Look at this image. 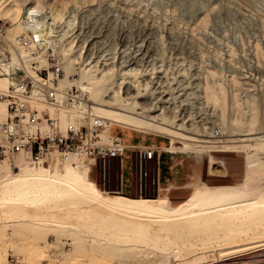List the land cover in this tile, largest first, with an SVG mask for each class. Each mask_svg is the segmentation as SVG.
<instances>
[{
    "label": "rangeland",
    "instance_id": "374dc122",
    "mask_svg": "<svg viewBox=\"0 0 264 264\" xmlns=\"http://www.w3.org/2000/svg\"><path fill=\"white\" fill-rule=\"evenodd\" d=\"M37 1L42 14L54 16L46 51L60 62L63 76H70L80 90L79 84L86 86L93 104L127 112V122L112 124L109 133L128 144L166 146L173 139L178 151L160 157V192L142 195L151 199L160 194L157 200L119 199L132 201L138 211L159 214L217 207L207 219L194 221H213L210 237L251 234L248 223L257 215L264 223V144L242 140L264 133V0H0V57L11 54V41L24 31L15 26L24 6ZM66 19L73 20L68 29ZM4 107L0 103V121ZM124 157L120 187L127 192L129 148ZM30 161L25 151L0 156V264H8L10 254L17 255V264H176L188 259L179 245L202 235L100 234L80 225L81 209L72 221L80 223L73 226L57 225L47 210L30 214L33 205L63 209L55 204L72 190L84 199L79 188L107 197L72 179L68 170L50 174ZM43 165L50 171L55 167ZM115 166L114 159L101 161L90 179L118 193ZM20 212L30 216L23 218ZM257 244L258 239H250L237 247Z\"/></svg>",
    "mask_w": 264,
    "mask_h": 264
},
{
    "label": "built area",
    "instance_id": "2783aa9c",
    "mask_svg": "<svg viewBox=\"0 0 264 264\" xmlns=\"http://www.w3.org/2000/svg\"><path fill=\"white\" fill-rule=\"evenodd\" d=\"M24 30L14 38L22 52L15 56L18 67L12 68L11 54L0 57V73L10 83L0 89L6 104V116L0 121V156L25 151L33 161L55 156L60 162H92L95 171L101 161L114 159L118 193L155 195L161 184L160 157L177 150L147 142L124 143L119 135L109 133L111 122L96 114L81 120V90L61 83L63 69L53 53L46 51L40 29ZM46 51V52H45ZM45 63L41 64V58ZM219 134V129H213ZM130 149V189L120 187L124 151ZM94 171V172H95ZM8 264H17V255H8ZM221 264H264V248L240 253Z\"/></svg>",
    "mask_w": 264,
    "mask_h": 264
},
{
    "label": "bare ground",
    "instance_id": "6f19581e",
    "mask_svg": "<svg viewBox=\"0 0 264 264\" xmlns=\"http://www.w3.org/2000/svg\"><path fill=\"white\" fill-rule=\"evenodd\" d=\"M27 6V5H26ZM24 6V16L20 17V21L16 24V27L20 29L27 30V29H40L43 33L45 42L50 41L51 34V25L54 23V16L50 11H44L42 14V5L37 1L34 6L26 7ZM28 13L25 14V13ZM19 14V13H18ZM13 15V14H12ZM13 18V16H12ZM11 18V19H12ZM67 20V19H66ZM13 22V20H12ZM73 20L68 19L65 22V25L68 28L72 26ZM65 29V27H64ZM56 35V34H55ZM54 35V36H55ZM57 37V36H55ZM53 39V38H52ZM52 42V41H51ZM51 44V43H49ZM54 44V43H53ZM11 45L13 48L11 49V63L12 68L16 69L18 67L16 63L15 56L18 57L21 54V51L17 50L14 46V41H11ZM55 45V44H54ZM11 46V47H12ZM47 46V45H46ZM49 46V45H48ZM56 47L52 46V49L55 50ZM1 79V88H5L9 83L10 79L7 76L0 77ZM61 81H68L67 83L71 85L73 80L70 76L64 75L61 78ZM83 92L86 94V99H81V115L82 116H89L90 114H96L101 116L111 122V124L120 125L122 123L127 122V112L118 111L115 109H105L103 105L100 104H93L89 97H88V88L86 86L78 85ZM1 104H4L5 109V116H6V104L3 100H0ZM97 106V107H96ZM103 111L108 116L104 117L97 111ZM5 118V117H4ZM4 120V119H3ZM1 120V121H3ZM125 126V125H124ZM171 144L166 145L170 150L174 151L172 148V141L173 139H169ZM242 140H249L255 143H262L264 144V133L259 135H252L243 137ZM177 144V143H176ZM181 145V144H180ZM188 146V143H185ZM179 148V147H178ZM22 155V154H20ZM26 159V155H22ZM32 163L41 164L37 167L42 170H46L50 174H57L60 175V172L66 173L65 171L68 170L72 172L71 175L72 179L75 181L81 182L84 184L88 189L92 190L94 193L102 196H94L87 194L88 192L85 191L83 188H79L80 194L84 196V199L79 198V193L76 194L75 190H72L70 194L66 195L63 199H60L57 204H61L63 209L58 210L57 207H52L49 209L48 205H33L28 206L30 214L35 212L36 214L44 211H48L47 216L50 217V220L54 221L57 225H79L78 222H72L75 219H78L76 212L81 209V226H85L87 228H95L97 231L100 232H108L113 230H121L123 232H137V233H154L159 234L161 232H167L170 234L182 236L185 233H192V232H199L202 234L199 238H196L195 241L191 244H184L179 245L180 252L188 256V259L185 261H178L176 264H212L221 262L223 259L264 248V223L258 221V218L261 215H257L254 217V220L249 221V227L251 229V234L249 233H230L225 236H216L210 237L207 234L211 233V230L214 229L213 221H207L205 224L201 223H194V221H199L201 219H207V214L214 212L217 210V207L208 208V209H201L197 211L191 212H184V213H176V214H159L155 210L151 211H138V205L134 204L132 201H148V200H157L159 195L154 196L155 198L149 197H135L129 198L125 194L120 193H110L107 190H103L98 187L95 181L90 179V175L95 171L94 164L92 162H84L80 161L76 164H70L69 162H57L55 156H48L40 159L37 162L33 160L30 161ZM43 164H51L54 165L53 171H50L49 168L44 167ZM44 177L47 178V175L44 174ZM44 178V179H45ZM51 178V177H50ZM48 180H56L62 184H65V181L56 178V179H49ZM71 186L73 184H70ZM74 186V185H73ZM105 194H119L116 196H110ZM124 195V196H123ZM118 197L117 199L111 200L109 197ZM119 197L126 198V199H119ZM133 197V196H131ZM162 197V201H163ZM51 202H55L54 199H50ZM74 203L77 207H70L67 203ZM220 208V207H219ZM142 210V209H141ZM32 212V213H31ZM22 212H20L21 214ZM35 213L33 215H35ZM164 213V212H162ZM26 212L22 213L23 218L28 216ZM84 214V215H83ZM21 215H18V219ZM21 216V217H22ZM32 216V215H31ZM228 219H221L220 223H226ZM64 228V227H63ZM66 228V227H65ZM88 230V229H87ZM92 231V230H91ZM101 234V233H100ZM206 236V237H205ZM250 239H258L259 244L248 246L244 248H238L237 246L240 244L241 241H246ZM215 252L217 256H215Z\"/></svg>",
    "mask_w": 264,
    "mask_h": 264
},
{
    "label": "crops",
    "instance_id": "0c3cea01",
    "mask_svg": "<svg viewBox=\"0 0 264 264\" xmlns=\"http://www.w3.org/2000/svg\"><path fill=\"white\" fill-rule=\"evenodd\" d=\"M166 162V161H165ZM166 164V163H165Z\"/></svg>",
    "mask_w": 264,
    "mask_h": 264
}]
</instances>
